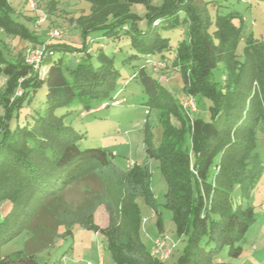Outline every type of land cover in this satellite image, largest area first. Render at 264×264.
I'll use <instances>...</instances> for the list:
<instances>
[{"label": "trees", "instance_id": "obj_1", "mask_svg": "<svg viewBox=\"0 0 264 264\" xmlns=\"http://www.w3.org/2000/svg\"><path fill=\"white\" fill-rule=\"evenodd\" d=\"M83 1L90 3L89 9L83 8L70 22L84 37L83 51H87L88 57L73 55L79 49L67 41L42 40L26 24L12 18L15 7L11 0H0L2 30L25 39L26 47L40 45L45 51L40 72L26 63L23 53L18 59H7L0 46L6 117L30 103L41 87L45 86L47 92L44 109L32 114V123L14 130L8 122L3 129L0 123L3 132L0 203L11 201L10 210L0 221V244L27 228L43 200L112 167L124 186L118 211L124 227L118 224L100 230L91 222L84 223L82 218L70 224L80 222L103 233L118 264H230L220 254L224 249L229 258L242 254V242L256 220L249 199L264 168L260 154L254 152L258 127L264 125V37L250 34L245 40L244 57L240 58L242 29L235 20L242 14L236 10L221 12L228 0H162L160 4H153V0ZM134 2H143L148 7L147 31L138 27L139 17L131 10ZM56 3L57 0H51L52 11ZM34 23L36 27L42 25ZM179 27L185 29L184 36L175 45L159 31ZM122 33L131 34L133 45L138 48L128 60L146 58V64L140 65L133 77L148 95L149 108L159 111L160 143L155 144L147 120L144 144L147 155L160 160L168 182L167 205L173 210L179 235H187V244L175 263L167 261L174 250L169 258L160 259L151 254L141 238L142 218L137 198L143 197L155 206L150 165L133 163L129 170H123L113 164L107 149H82L79 141L84 134L67 122L68 110L59 113L76 100L84 103L86 110L102 109L119 100L116 82L121 72L115 67L114 58L104 52L103 39L119 38ZM90 36L91 43H100L96 62L91 59L92 47L86 49ZM166 52L174 53L173 57H167ZM154 53L166 57L167 66L162 73L175 69L182 73L186 95L195 99L206 96L212 101L210 120L193 116L194 111L185 109L180 97L168 90L158 75L147 71L149 61L161 60H150ZM219 63L225 68L222 82L212 78V71ZM19 89L21 94H17ZM157 226L164 230L161 216ZM10 257L0 264H39L34 253L21 251Z\"/></svg>", "mask_w": 264, "mask_h": 264}, {"label": "rangeland", "instance_id": "obj_2", "mask_svg": "<svg viewBox=\"0 0 264 264\" xmlns=\"http://www.w3.org/2000/svg\"><path fill=\"white\" fill-rule=\"evenodd\" d=\"M31 0H12L16 4L15 13L12 18L26 24L36 32L43 40H52L48 32L53 28L63 29L60 38L53 39L54 42L67 41L77 50L73 55L77 57H88L87 51H83L85 40L80 30L70 22L71 17L80 12L88 10L90 3L83 0H57L54 11L50 9L51 0H32L37 5L33 9L28 2ZM162 0H153V4H160ZM228 5V6H227ZM226 7L221 12L236 10L242 17L236 18V23L241 26V41L238 53L242 59L246 38L252 34L256 38L264 37V0H228ZM43 10L47 16V22L36 27L35 21ZM131 10L138 15V27L140 31H147L149 18L148 7L143 2H134ZM215 16V9H211ZM28 17H33L35 21ZM164 37H170L172 44H177L182 39L185 29L160 28ZM96 33H101L98 31ZM94 33V34H96ZM93 35V34H92ZM88 37L86 49L91 51V59L96 62L100 51L99 42H90ZM28 43L19 36L5 33L0 27V46L7 59H18L22 53L25 55V45ZM104 52L114 58V65L121 76L117 80V98L123 102L119 104L110 103L101 111L95 108L86 110L85 104L76 100L70 107L62 108L59 113L69 111L67 122L76 126L84 134L79 141L82 149L87 147H102L110 152L113 164L120 169L129 170L130 165L148 163L152 173V189L155 197V206L145 198L138 197L137 202L142 218L141 238L147 248L151 250L156 238L166 235L170 241L176 243L172 256L167 260L175 263L183 253L187 244V235L180 236L174 221L173 210L167 205L166 193L168 182L163 174L160 160L154 156L149 157L144 144V124L148 120L154 133V142L160 143L162 126L160 123L158 109H150L146 104L148 95L137 78L133 77L140 65L146 64L145 57L133 58L130 56L138 52L133 45V36L122 33L119 38L112 36L103 39ZM174 53L166 52V56L172 58ZM127 59L126 62L124 60ZM150 60L166 57L161 53H154ZM147 71L157 76L150 65ZM225 68L219 63L212 71V78L216 82L224 79ZM168 80L165 86L176 97L185 94L183 75L179 70H171L167 73ZM4 78L0 73V123L3 129L4 123L8 122L11 130L25 123H32L37 111H42L47 96L46 87H41L32 97L30 103H25L20 111L15 110L11 116L6 117L5 101L2 99ZM104 104V102H103ZM212 101L206 96L196 97V110L193 116L204 120L211 119L210 105ZM1 129V130H2ZM3 132H0V140ZM254 152L260 154L264 167V125L260 124L257 130V140ZM124 192L121 177L116 170L106 168L97 174L81 179L63 192L47 200H43L34 215L29 219L27 228L10 241L0 244V261L9 260L21 251L26 254L34 253L39 264H118L111 251L105 235L101 232L83 226L80 220L89 224H95L100 230L112 228L115 225L124 227L119 216V205ZM240 191L236 194L239 201ZM264 197V168L258 174L249 199L254 207L256 220L250 226L246 237L242 242L243 252L237 258H229L227 249L220 254L223 261L230 264H264V210L262 209V198ZM11 208V201L5 200L0 203V221ZM161 216L164 230L157 226V220ZM70 224V225H69ZM124 229V228H123ZM19 264V263H7Z\"/></svg>", "mask_w": 264, "mask_h": 264}, {"label": "built area", "instance_id": "obj_3", "mask_svg": "<svg viewBox=\"0 0 264 264\" xmlns=\"http://www.w3.org/2000/svg\"><path fill=\"white\" fill-rule=\"evenodd\" d=\"M33 8H36L32 0L30 1ZM47 14L41 13L37 20L36 24L39 26L47 21ZM63 29L61 28H53L48 32L50 38H59L63 35ZM45 57L44 48L40 45H29L25 49V61L27 64L31 65L35 70L42 72L43 71V60ZM150 65L153 67L154 72L158 75L160 82H166L168 80L167 74L162 73V71L167 66L166 60H159V61H149ZM5 82V78H4ZM22 90L19 89L17 94H21ZM180 103L185 109H189L190 111L196 110V99L192 95H186L180 97ZM115 104H119V100H114ZM262 209L264 210V197L262 201ZM176 248V243L170 241V239L166 236H160L156 238L153 242V246L151 249V254L153 256H157L160 259H167L172 254V251Z\"/></svg>", "mask_w": 264, "mask_h": 264}, {"label": "crops", "instance_id": "obj_4", "mask_svg": "<svg viewBox=\"0 0 264 264\" xmlns=\"http://www.w3.org/2000/svg\"><path fill=\"white\" fill-rule=\"evenodd\" d=\"M11 2H12V0H11ZM28 2L31 4L30 1H28ZM12 4H13V3H12ZM31 5H32V4H31ZM13 6L15 7V9H17V8H16V4H13ZM31 7L33 8V6H31ZM43 12H44V11L41 10V13H43ZM41 13L39 12V14H41ZM32 20H33V22H34V19H32ZM42 40H43V39H42ZM47 40H48V39H47ZM47 40H45V41H47ZM27 44H28V43H26V45H27ZM26 45H25V46H26ZM119 100H120V103L123 102L122 99H119ZM95 110H96V111H101L102 109L100 108V109H95ZM129 166H131L130 163H129ZM262 201H263V198H262Z\"/></svg>", "mask_w": 264, "mask_h": 264}]
</instances>
